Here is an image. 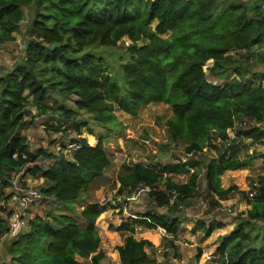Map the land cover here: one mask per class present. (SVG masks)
I'll return each instance as SVG.
<instances>
[{"label":"trees","instance_id":"obj_1","mask_svg":"<svg viewBox=\"0 0 264 264\" xmlns=\"http://www.w3.org/2000/svg\"><path fill=\"white\" fill-rule=\"evenodd\" d=\"M33 5L30 32L39 39L0 78V211L14 197L7 190L14 185L15 171L24 169L23 177L44 180L41 195L59 204L76 202L105 178L111 157L103 139L91 146L81 137L85 123L75 122L71 129L70 144L78 146L71 149L72 159L43 147L31 149L21 130L56 113L65 122L86 113L110 131L117 124L116 109L137 116L144 107L163 103L173 111L166 123L169 139L183 143L187 155L203 154L212 133L230 142L229 132L243 118L255 126L241 135L254 142L264 139V71L253 70L249 56L264 48V0H0V44L14 40L25 9ZM123 39L131 42L130 58L122 66L125 87L102 58L87 52L97 45L117 47ZM233 51L249 55L236 58ZM210 61L209 74L222 79L221 85L208 80L204 67ZM71 98L73 107L67 108ZM45 129L68 131L52 124ZM88 134L95 135L90 129ZM254 159L251 154L209 160L205 179L210 196L227 199L238 192L236 187L224 189L221 176L249 167ZM41 160L49 162L47 167ZM179 175H188L187 182H175ZM199 181V172L187 163L126 168L118 177L120 193L144 186L169 215L147 213L123 223L120 229L129 236L117 249L120 264H159L154 245L138 240L136 228L177 236L181 207L199 197ZM255 190L254 199L240 193L250 209L239 215L232 233L220 238L218 264H264V176ZM102 213L101 205L91 202L81 211L82 221L68 213L35 216L28 220V231L11 240L0 264H101L105 253L97 221ZM8 214L0 218V233L12 231V212ZM199 228L208 235L215 231L211 225Z\"/></svg>","mask_w":264,"mask_h":264},{"label":"rangeland","instance_id":"obj_2","mask_svg":"<svg viewBox=\"0 0 264 264\" xmlns=\"http://www.w3.org/2000/svg\"><path fill=\"white\" fill-rule=\"evenodd\" d=\"M25 13L24 21L20 24L18 31L14 33V40L0 44V78L12 71L15 64L24 56L29 44L39 39L30 32L36 14L35 6L26 8ZM155 27L156 23L153 24V28ZM130 43L128 39H123L114 48L97 45L87 50V52L102 58L111 76L122 87H125L122 66L130 58L128 52ZM231 54L236 58L249 55L242 51H233ZM249 56L252 69L264 71V48H257ZM212 64V61L208 62L204 71L210 82L221 85L222 79L214 78L209 74ZM74 100L75 98H71L66 107H73ZM53 103L55 106L60 105L59 102ZM32 113L36 114L35 109ZM115 114L117 124L110 131L97 125L93 117L86 113H79L67 122L61 114L56 113L44 121H39L34 126L21 130V133L28 137L32 150L43 147L56 154L63 152L68 159H72L74 152L69 146L74 138V132H71V129L74 130L75 122L85 123L87 128L81 129V137L86 138L91 146H96L99 139H103L112 165L107 170L105 178L94 183L88 194L69 204H59L56 200L49 201L48 198L39 202L24 203L21 196L23 190L33 189L40 192L45 183L42 179L28 183L26 177H23L24 169L15 171L14 185L7 190V193L13 192L14 197L6 206L7 210L0 211V218H7L8 213L12 212L9 219L12 231L0 233V263L6 258L5 252L12 242L11 240L28 231L29 219L35 216L45 217L52 212L54 215L68 213L82 221L81 207L87 206V203L96 202L103 208V213L97 221L102 240L101 250L106 254L101 264H120L117 249L121 244H124L125 238L129 236L128 233L120 229L121 225L130 218L135 219L137 216L147 213L169 214L166 208L156 206L153 198L148 194V189H141L139 193L135 192L133 195L128 191L120 193L118 177L125 172L127 167L139 164L153 166L187 163L192 171L197 170L200 174V195L191 201L190 206L181 207V229L178 235L173 237L159 230H148L143 226H137L135 237L138 240H148L154 245L152 252L160 262L159 264H218L215 252L220 245V238L232 233L239 215L250 209L240 193L244 192L250 199H254L257 196L255 189L258 187L259 177L264 176L262 165L264 139L254 142L241 135L251 130L255 123L248 118H243L237 123L236 128L229 132L230 142L223 143L212 133L211 140L203 154L187 155L183 143H174L169 139L166 123L173 116L172 108L169 105L150 104L141 109L137 116L128 115L119 109L115 110ZM51 124L68 131L60 134L47 131L45 127L51 126ZM88 129L92 130L95 135L89 136ZM251 154L255 159L249 167L237 171H226L221 176L224 189L236 187L238 192L231 193L227 199L210 196L205 179L206 163L212 159L219 161L227 157L245 159ZM39 163L47 167L49 162L41 160ZM188 177V175H179L174 176L173 180L177 183H186ZM165 186L166 183H162L161 189H164ZM130 197L134 200H129ZM16 223L19 226H13ZM214 224H217L216 230L211 235L199 228L200 225L208 227ZM78 259L82 262L89 261Z\"/></svg>","mask_w":264,"mask_h":264},{"label":"built area","instance_id":"obj_3","mask_svg":"<svg viewBox=\"0 0 264 264\" xmlns=\"http://www.w3.org/2000/svg\"><path fill=\"white\" fill-rule=\"evenodd\" d=\"M69 147H70V149H74V150L78 149L77 145H70ZM141 189L142 190H144V189L147 190V188H145L144 186H140L134 192H132L130 194L133 195L135 192L139 193L141 191ZM22 193L23 194H21V196H22V200H23L24 203H29V202L32 203L34 201L39 202L42 199L41 198L42 197L41 196V192H39V190H33V189H29L28 191L23 190ZM119 200H120V198H119ZM129 200H134V198L130 197ZM13 226L17 227V226H19V224L16 223Z\"/></svg>","mask_w":264,"mask_h":264},{"label":"crops","instance_id":"obj_4","mask_svg":"<svg viewBox=\"0 0 264 264\" xmlns=\"http://www.w3.org/2000/svg\"><path fill=\"white\" fill-rule=\"evenodd\" d=\"M89 136H92V135H89ZM82 138H84V137H82ZM84 139H86V138H84ZM87 140V139H86ZM25 179H27V182L28 183H32L33 182V180H34V182H37V180L35 179V178H32V177H30V176H27ZM38 179V178H37ZM44 183H45V181L44 180H42ZM42 199H44V197H42ZM41 199V200H42ZM40 200V201H41ZM45 200V199H44ZM48 200L49 201H54V199L53 198H48ZM49 201H47V202H49ZM81 205H83V204H81ZM86 205H88V203L86 204ZM86 207V206H85ZM85 207H81V209L83 210ZM81 210V211H82ZM80 214H81V212H80ZM211 226H214L215 227V230H216V226H217V224H214V225H211ZM157 230H159V231H162V230H160V229H157ZM163 232V231H162ZM215 232V231H214ZM164 233V232H163ZM123 244H121L120 246H122ZM119 246V247H120ZM106 255V254H105ZM159 262V261H158ZM160 263V262H159Z\"/></svg>","mask_w":264,"mask_h":264},{"label":"water","instance_id":"obj_5","mask_svg":"<svg viewBox=\"0 0 264 264\" xmlns=\"http://www.w3.org/2000/svg\"><path fill=\"white\" fill-rule=\"evenodd\" d=\"M143 44L142 43H139V46H142Z\"/></svg>","mask_w":264,"mask_h":264}]
</instances>
